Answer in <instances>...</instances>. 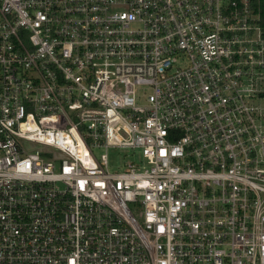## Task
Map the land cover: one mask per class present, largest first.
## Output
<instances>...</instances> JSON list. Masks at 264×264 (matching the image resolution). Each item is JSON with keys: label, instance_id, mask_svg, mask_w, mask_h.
Returning <instances> with one entry per match:
<instances>
[{"label": "built area", "instance_id": "obj_1", "mask_svg": "<svg viewBox=\"0 0 264 264\" xmlns=\"http://www.w3.org/2000/svg\"><path fill=\"white\" fill-rule=\"evenodd\" d=\"M260 99L256 0H0V264H264Z\"/></svg>", "mask_w": 264, "mask_h": 264}, {"label": "rangeland", "instance_id": "obj_2", "mask_svg": "<svg viewBox=\"0 0 264 264\" xmlns=\"http://www.w3.org/2000/svg\"><path fill=\"white\" fill-rule=\"evenodd\" d=\"M260 107H262L264 112V99L256 101ZM35 147H41L40 145H35ZM107 153L108 156V169L110 171L123 170L127 162L138 163L140 159L139 149H130L124 147H109L105 151L103 147L96 148L94 150L95 155L99 156L101 153Z\"/></svg>", "mask_w": 264, "mask_h": 264}, {"label": "trees", "instance_id": "obj_3", "mask_svg": "<svg viewBox=\"0 0 264 264\" xmlns=\"http://www.w3.org/2000/svg\"><path fill=\"white\" fill-rule=\"evenodd\" d=\"M259 4L260 11H261V23L264 27V0H256Z\"/></svg>", "mask_w": 264, "mask_h": 264}]
</instances>
